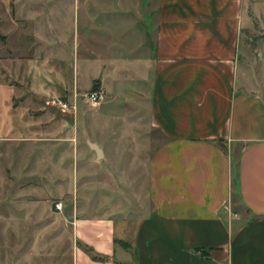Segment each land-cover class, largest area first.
Masks as SVG:
<instances>
[{"label": "crops", "instance_id": "1", "mask_svg": "<svg viewBox=\"0 0 264 264\" xmlns=\"http://www.w3.org/2000/svg\"><path fill=\"white\" fill-rule=\"evenodd\" d=\"M17 2L0 264H264V0Z\"/></svg>", "mask_w": 264, "mask_h": 264}, {"label": "rangeland", "instance_id": "2", "mask_svg": "<svg viewBox=\"0 0 264 264\" xmlns=\"http://www.w3.org/2000/svg\"><path fill=\"white\" fill-rule=\"evenodd\" d=\"M56 5L53 7V17L70 20L84 10V0H55ZM42 8L36 4H19L17 0H0V48L12 47L19 45L20 32L24 27V32L30 33L29 25L32 24V18L29 15V9ZM35 15L37 12H34ZM31 21V22H30ZM26 43V42H25ZM28 44V43H26ZM83 99V98H81ZM80 99V100H81ZM86 106L88 112L92 111L85 100H81Z\"/></svg>", "mask_w": 264, "mask_h": 264}, {"label": "built area", "instance_id": "3", "mask_svg": "<svg viewBox=\"0 0 264 264\" xmlns=\"http://www.w3.org/2000/svg\"><path fill=\"white\" fill-rule=\"evenodd\" d=\"M103 96H104V94L100 89L89 90V91L84 93L85 101L92 104V105L98 103L103 98ZM60 104L65 108L68 107V105L65 101H60ZM54 206L57 210H61L62 203L61 202H55Z\"/></svg>", "mask_w": 264, "mask_h": 264}, {"label": "trees", "instance_id": "4", "mask_svg": "<svg viewBox=\"0 0 264 264\" xmlns=\"http://www.w3.org/2000/svg\"><path fill=\"white\" fill-rule=\"evenodd\" d=\"M78 245L87 253L91 258L94 260H99V261H105L107 258L103 255L95 253L89 246L86 244L78 242Z\"/></svg>", "mask_w": 264, "mask_h": 264}]
</instances>
